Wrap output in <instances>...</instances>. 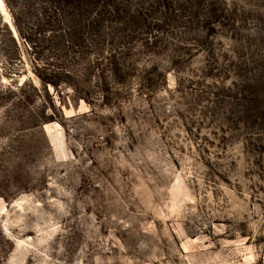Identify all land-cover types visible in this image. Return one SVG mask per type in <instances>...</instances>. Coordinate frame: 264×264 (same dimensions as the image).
Segmentation results:
<instances>
[{
	"label": "rangeland",
	"instance_id": "374dc122",
	"mask_svg": "<svg viewBox=\"0 0 264 264\" xmlns=\"http://www.w3.org/2000/svg\"><path fill=\"white\" fill-rule=\"evenodd\" d=\"M0 264H264V0H9Z\"/></svg>",
	"mask_w": 264,
	"mask_h": 264
},
{
	"label": "bare ground",
	"instance_id": "6f19581e",
	"mask_svg": "<svg viewBox=\"0 0 264 264\" xmlns=\"http://www.w3.org/2000/svg\"><path fill=\"white\" fill-rule=\"evenodd\" d=\"M0 12L6 14L5 5L2 0H0Z\"/></svg>",
	"mask_w": 264,
	"mask_h": 264
},
{
	"label": "trees",
	"instance_id": "16d2710c",
	"mask_svg": "<svg viewBox=\"0 0 264 264\" xmlns=\"http://www.w3.org/2000/svg\"><path fill=\"white\" fill-rule=\"evenodd\" d=\"M6 4L9 5V0H5Z\"/></svg>",
	"mask_w": 264,
	"mask_h": 264
}]
</instances>
